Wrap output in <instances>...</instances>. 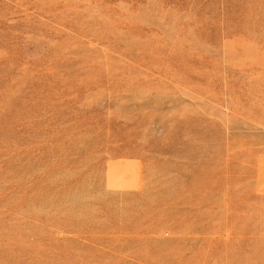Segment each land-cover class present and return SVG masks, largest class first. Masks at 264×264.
I'll use <instances>...</instances> for the list:
<instances>
[{
	"label": "rangeland",
	"instance_id": "obj_1",
	"mask_svg": "<svg viewBox=\"0 0 264 264\" xmlns=\"http://www.w3.org/2000/svg\"><path fill=\"white\" fill-rule=\"evenodd\" d=\"M0 264H264V0H0Z\"/></svg>",
	"mask_w": 264,
	"mask_h": 264
}]
</instances>
